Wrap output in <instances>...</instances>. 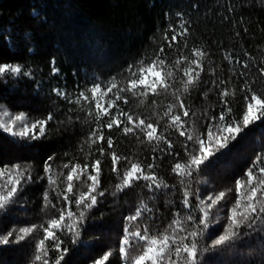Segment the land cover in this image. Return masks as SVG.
Segmentation results:
<instances>
[{
  "label": "snow or ice",
  "instance_id": "snow-or-ice-1",
  "mask_svg": "<svg viewBox=\"0 0 264 264\" xmlns=\"http://www.w3.org/2000/svg\"><path fill=\"white\" fill-rule=\"evenodd\" d=\"M199 9V0H193L191 9H177L176 23L172 22L173 10L166 11L168 28L161 33L163 39L154 41L155 47L150 52L142 50L139 58L129 60L111 76H105L108 71L105 68L90 76L85 73L86 86L76 93L52 89L68 105L77 106L86 121L71 107L64 120H57L56 113L47 109L40 118L24 111L11 114L6 104H0V136L21 148H31L34 142L51 139L77 123L89 125L82 142L88 144L89 157L83 163H74L69 154L64 153L68 162L54 170L53 161L58 157L53 153L43 162L44 175L37 174L34 180V165L30 161L21 157L0 159V215L7 214L21 201L27 203L24 197L27 186L46 180L48 187L42 194L41 211L49 217L42 224L32 223L0 235V246L20 245L40 230L42 238L33 241L30 264H74L66 257L82 248L93 249L95 242L84 240L83 231L92 212L99 210L107 194V189H102L101 165L102 158L110 156V172L117 180L113 198L137 186L142 187L138 195L143 197L145 192L148 195L140 199L134 211L121 217L122 238L118 250L110 249L101 258H92L91 264H104L114 252L119 264H264V152L251 161L243 179L235 180L236 196L230 210L226 206L231 203L228 196L232 189L216 194L208 191L206 180L195 181V188L191 186L194 176L234 150L249 126H256L257 122L264 125V91L256 90L257 80L249 76L248 59L241 63L231 52L225 53L230 64L240 65L238 75L243 81L241 92L246 107L242 114L235 115L231 101L236 96V87L229 90L228 81L223 78L205 81L202 77L208 55L202 46L192 47L191 57L180 55L178 50L173 57V45L178 44V39H183L184 47H188L193 27L191 12ZM211 12L209 8L203 13L209 21L210 34L215 33L217 24L227 23L236 28L243 22L242 18L237 20L233 15L220 12L216 14L220 19L213 20ZM227 12L234 13L230 3ZM239 35L236 31L235 36ZM6 39L11 42L10 37ZM24 39L31 42L32 34L25 33ZM52 63V72L57 73L54 58ZM26 67L27 64L19 62L0 63V81L34 80L35 69L28 67L26 71ZM259 73L260 80L264 81V66L259 68ZM233 74H237V69H233ZM209 75L215 77L216 69L212 68ZM201 84L212 86L206 96L212 93L217 96L218 104L213 105L215 111L209 110L211 114L192 112L187 103L193 92H200ZM39 88L37 82L34 90L38 92ZM162 99L169 102L162 104ZM133 101L137 102L136 110L131 106ZM141 106H151V115L139 112ZM190 114L191 124L188 122ZM198 119L204 123L198 124ZM50 122H55L56 131H49ZM173 132L179 143L172 139ZM129 138L139 141L141 146L145 143L150 146L151 162H147V155L141 157L118 150ZM93 149L101 158L91 159ZM80 151H83L82 145ZM170 158L175 161L168 165L171 177L177 181L175 184H169L160 174L162 165ZM121 164L125 166L119 167ZM78 183L82 185L79 190ZM161 190L173 193L170 201L157 203ZM178 190L182 198L177 203ZM73 203L76 211H72ZM103 215L101 212V217ZM165 218L168 219L166 225ZM253 238L260 241L256 247L251 244ZM50 253L54 254V259ZM226 253L232 257L227 261L223 259Z\"/></svg>",
  "mask_w": 264,
  "mask_h": 264
},
{
  "label": "trees",
  "instance_id": "trees-1",
  "mask_svg": "<svg viewBox=\"0 0 264 264\" xmlns=\"http://www.w3.org/2000/svg\"><path fill=\"white\" fill-rule=\"evenodd\" d=\"M199 2L200 9L191 12L193 27L190 30L188 47H184L183 39H178V44L173 45L172 55L175 57L178 50L180 55L191 57V48L202 46L208 53L204 60L203 79L208 81L223 78L228 81L229 90L236 87V96L231 103L234 114L240 115L246 107L241 92L243 81L238 75L240 65L230 64L225 58V53L231 52L241 63L248 59L249 76L257 80L256 90L264 91V81L260 80L259 73V68L264 66V0H199ZM192 3L193 0H0V63L19 62L22 65L27 64L26 71L28 67L35 69L34 80L9 79L7 83L0 81V104H6L11 114L24 111L31 117L40 118L46 114L45 109H47L56 113L57 120H64L71 107L74 113L80 115L82 121H86L87 118L77 106L68 105L63 99L58 98L52 89L60 88L76 93L86 86L85 73L90 76L93 72L105 68L108 69L105 76H111L123 68L129 60L139 58L142 50L150 52L155 47L154 41L160 42L163 39L161 33L168 28L165 21L166 11L173 10L172 22L176 23L175 11L181 7L191 9ZM228 3L231 4L234 13L227 12ZM209 8L212 10L213 20L220 19L216 15L220 12L221 15H233L237 20L242 18L243 22L236 28H232L227 23L222 26L217 24L215 33L210 34L209 21L203 15ZM34 13L38 14L34 16ZM245 28L248 29L247 32L244 31ZM236 31H239V37L235 36ZM25 33L32 34L31 42L24 39ZM7 37H10L11 42L6 39ZM29 49L32 51L30 52ZM53 58L55 67L59 69L57 73L52 72ZM212 68L216 69L215 77L209 75ZM234 68L237 69L235 75ZM37 82L40 84L38 92L34 90ZM77 85L80 86L79 89ZM211 88L210 84H201L200 92L191 94L187 103L191 105L192 112L211 114L210 109L215 111L213 105L218 104L217 96L215 93L205 95ZM168 102L163 99L160 101L162 104ZM17 103L21 106L16 107ZM136 104L137 102L133 101L131 105L134 110ZM138 111L150 116L151 106L147 108L141 106ZM192 119L190 114L189 124ZM203 123L202 119H198V124ZM88 127V123H77L74 127H68L66 131L52 136L51 139L34 142L31 148L13 145L0 136V159L21 157L30 161L34 165V180L37 174L44 175L43 162L53 153L58 157L53 161L54 170L58 165L68 162L63 156L64 153H68L74 163L77 161L83 163L89 157L88 144H82ZM48 129L50 132L56 131L55 122H50ZM262 129L264 125H260L259 122L256 126H249L246 130L247 134L236 142L234 150L214 166L194 176L191 186L195 188V181L206 180L208 191H214L216 194L225 189H232L228 196L231 203L226 206L230 210L232 203L235 202V180L243 179L244 171L250 166L251 161L257 154L264 152ZM171 137L179 143L175 132L171 133ZM118 150L129 154L135 153L141 157L147 155V162H151V149L146 143L141 146L139 141L129 138L128 141L122 142ZM98 158L101 157L93 149L91 159L94 161ZM170 162L175 161L171 158L166 160L160 174L165 176L169 184H175L177 181L171 177L168 167ZM124 166L119 165L121 168ZM101 167L102 189H107V194L104 202L99 205V210L92 212L88 226L83 231V239L93 240L96 246L91 250L82 248L76 254L66 257L74 264H91L92 258L99 259L110 249L118 250V242L122 238L121 217L134 211L140 199H146L148 195L146 192L143 197L138 195L142 187L137 186L124 194L117 193L113 198L117 180L110 172V156L102 158ZM47 187L46 180L36 181L27 186L24 191L27 203L21 201L7 214L0 215V235L13 228L30 226L32 223L42 224L49 218L41 211L42 194ZM76 187L79 190L82 185L78 183ZM201 190L204 191L203 184ZM172 197L173 193L170 190H161L157 203L170 201ZM181 198L178 190L175 193L176 202L178 203ZM224 207L225 205L221 203V208ZM71 208L72 211H76L74 203ZM101 212L104 213L103 217ZM163 223L166 225L168 219L165 218ZM39 238H42V232L37 230L36 235L27 242H22L20 245L0 246V264H30L33 241ZM210 242L209 240L208 243ZM201 243L203 246V242ZM259 243L258 238L251 240L253 247L258 246ZM50 255L54 259V254L50 253ZM116 256L117 253L114 252L104 264L109 262L119 264ZM231 258V254L228 253L223 257L225 261Z\"/></svg>",
  "mask_w": 264,
  "mask_h": 264
}]
</instances>
